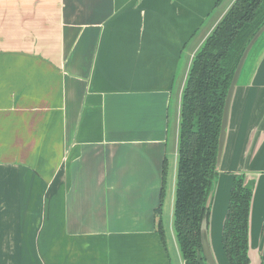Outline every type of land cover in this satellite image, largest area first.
I'll list each match as a JSON object with an SVG mask.
<instances>
[{
	"label": "crops",
	"instance_id": "crops-1",
	"mask_svg": "<svg viewBox=\"0 0 264 264\" xmlns=\"http://www.w3.org/2000/svg\"><path fill=\"white\" fill-rule=\"evenodd\" d=\"M234 1L0 0V264H185L157 230L163 168L175 159L173 219L190 67ZM254 65L209 216L219 264L241 172L264 264V54Z\"/></svg>",
	"mask_w": 264,
	"mask_h": 264
},
{
	"label": "trees",
	"instance_id": "trees-1",
	"mask_svg": "<svg viewBox=\"0 0 264 264\" xmlns=\"http://www.w3.org/2000/svg\"><path fill=\"white\" fill-rule=\"evenodd\" d=\"M264 25V0H235L205 40L193 63L182 97L180 142L174 206V231L185 264H205L201 226L211 213L219 177L218 144L222 114L235 67L254 33ZM166 161L157 209V230L165 242L161 210ZM253 184L238 174L232 182L222 231L229 264H249L250 210ZM160 211V212H159ZM263 264V263H262Z\"/></svg>",
	"mask_w": 264,
	"mask_h": 264
},
{
	"label": "water",
	"instance_id": "water-1",
	"mask_svg": "<svg viewBox=\"0 0 264 264\" xmlns=\"http://www.w3.org/2000/svg\"><path fill=\"white\" fill-rule=\"evenodd\" d=\"M258 48H259V51L257 50ZM256 51H258L259 53L261 52V53L258 55V59L253 62L251 72L247 73L248 72L247 71L248 66L251 64V62L248 63V60L250 59L251 54L253 53L252 54V56H253ZM263 54H264V25L261 26L254 33V36L251 38L250 42L247 44V46L243 50V54L240 57L237 65L235 67V73L232 77V80H231L230 85H229L230 87L228 89V93H227V96L225 98V106H224L223 114H222V124H221V129H220V134H219L220 135L219 144H218L219 154H218V158H217V168H216L219 173L221 170L220 167H221V162H222V158H223V154H224L223 151H224L225 144L227 141V136H228L227 132H228L229 124H230V114H231L233 99H234V96L236 94V90L240 86V84H242V81L252 74V72L255 69L254 64L260 60V57ZM252 56H251V58H252ZM250 61H251V59H250ZM247 63H248V65L246 66ZM245 76H247V77H245ZM238 174H245L246 175V183H252L253 184V196H254V191H255V187H256L254 179L252 180L249 176L250 174H247L245 172H241ZM218 179H217V181H218ZM215 185L216 186L213 190L212 199H213L214 193H216V190L218 187L217 183ZM253 196H252V199H253ZM212 199H211V202H212ZM252 203H253V201H252ZM212 205H213V202H212ZM251 207H252V204H251ZM211 210H212V208H211ZM250 213H251V210H250ZM209 222H210V219L208 220L206 218L203 221L202 226H201L202 252H203L206 264H219L217 257H216V254H215V251H213V247L211 244V235L209 234ZM249 244H250V242H249ZM222 248H223V245H222ZM223 251H224V249H223ZM225 254H226V252H225ZM225 257L227 258L226 255H225ZM250 259H251V257H250ZM227 261H228V259H227ZM228 264H229V262H228Z\"/></svg>",
	"mask_w": 264,
	"mask_h": 264
},
{
	"label": "rangeland",
	"instance_id": "rangeland-1",
	"mask_svg": "<svg viewBox=\"0 0 264 264\" xmlns=\"http://www.w3.org/2000/svg\"><path fill=\"white\" fill-rule=\"evenodd\" d=\"M259 48L257 49L258 51H259ZM258 51H256L253 56H252L253 53L251 54V56H252V58L250 56L251 61H250V59L248 60V63L251 62V64L248 66V70H247L248 72L247 73L251 72L252 66H253V62L258 59V55L261 53V52L259 53ZM248 63L246 64V66L248 65ZM245 77H247V76H245ZM174 160L175 159L172 158V157L169 158V164L167 166V170L168 171H167L166 181H165V187H166L165 189H166V191H165V197H164V201H163L164 204H163V208H162L163 214L161 215V219L163 220V226H164V232H165V236H166V241H168V243H171V240L173 238L171 236V232H173L172 229L174 228L173 227L174 223L172 225V222H173L174 219H172V214H171L172 203H171V200L169 199V197L171 195L170 190L173 187L171 183H172V179H173L174 172H175V170H174ZM215 194L216 193H214V196H215ZM173 217H174V214H173ZM174 236H175V234H174ZM175 238H176V241H177V236H175ZM202 264H204V262Z\"/></svg>",
	"mask_w": 264,
	"mask_h": 264
}]
</instances>
